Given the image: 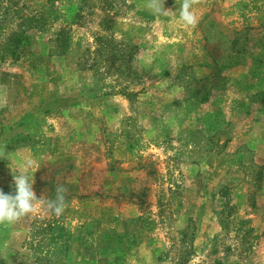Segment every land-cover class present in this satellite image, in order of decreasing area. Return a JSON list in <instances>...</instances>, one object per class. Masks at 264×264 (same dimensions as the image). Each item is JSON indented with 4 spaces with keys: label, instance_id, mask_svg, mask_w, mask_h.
I'll list each match as a JSON object with an SVG mask.
<instances>
[{
    "label": "rangeland",
    "instance_id": "obj_1",
    "mask_svg": "<svg viewBox=\"0 0 264 264\" xmlns=\"http://www.w3.org/2000/svg\"><path fill=\"white\" fill-rule=\"evenodd\" d=\"M148 3L0 0V264H264V0Z\"/></svg>",
    "mask_w": 264,
    "mask_h": 264
},
{
    "label": "clouds",
    "instance_id": "obj_2",
    "mask_svg": "<svg viewBox=\"0 0 264 264\" xmlns=\"http://www.w3.org/2000/svg\"><path fill=\"white\" fill-rule=\"evenodd\" d=\"M148 7L153 14H164L163 0H149ZM191 0H183L179 6V20L184 26H193L197 23L196 16L191 11ZM14 194H6L0 190V225L11 224L33 211V202L39 200L33 191V180L26 173L13 175ZM65 189L57 188V195L54 200L47 202V208L54 215L59 217L64 211Z\"/></svg>",
    "mask_w": 264,
    "mask_h": 264
}]
</instances>
